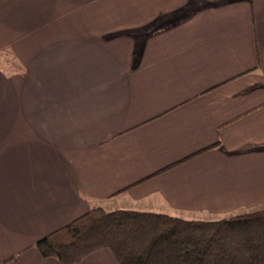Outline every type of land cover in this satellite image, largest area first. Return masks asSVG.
I'll return each instance as SVG.
<instances>
[{
  "label": "crops",
  "instance_id": "1",
  "mask_svg": "<svg viewBox=\"0 0 264 264\" xmlns=\"http://www.w3.org/2000/svg\"><path fill=\"white\" fill-rule=\"evenodd\" d=\"M98 206L264 208V0H0V264Z\"/></svg>",
  "mask_w": 264,
  "mask_h": 264
},
{
  "label": "trees",
  "instance_id": "2",
  "mask_svg": "<svg viewBox=\"0 0 264 264\" xmlns=\"http://www.w3.org/2000/svg\"><path fill=\"white\" fill-rule=\"evenodd\" d=\"M35 247L62 264L81 263L101 249L118 264H264V208L204 220L98 206Z\"/></svg>",
  "mask_w": 264,
  "mask_h": 264
},
{
  "label": "rangeland",
  "instance_id": "3",
  "mask_svg": "<svg viewBox=\"0 0 264 264\" xmlns=\"http://www.w3.org/2000/svg\"><path fill=\"white\" fill-rule=\"evenodd\" d=\"M201 219H204V218H201Z\"/></svg>",
  "mask_w": 264,
  "mask_h": 264
}]
</instances>
